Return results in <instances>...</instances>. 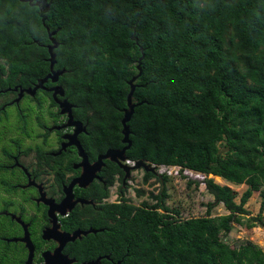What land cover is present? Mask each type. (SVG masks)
I'll use <instances>...</instances> for the list:
<instances>
[{"label":"trees","instance_id":"obj_1","mask_svg":"<svg viewBox=\"0 0 264 264\" xmlns=\"http://www.w3.org/2000/svg\"><path fill=\"white\" fill-rule=\"evenodd\" d=\"M37 1L0 0V88H27L50 72L47 27L57 30L54 68L66 69L59 82L93 127L84 145L102 152L124 145L128 82L141 59L128 158L204 174L214 197L206 215L190 218L167 205L165 186L150 192L153 203L109 202L99 212L108 229L89 239L94 257L110 254L103 264H264L253 241L224 239L245 216L247 226L264 227V0H47L46 25ZM18 119L29 124L21 112ZM113 172L123 174L116 164ZM152 177L168 180L145 172L144 181ZM230 184L247 186L239 201ZM255 191L260 210L252 215L246 205ZM220 204L228 213L213 216Z\"/></svg>","mask_w":264,"mask_h":264},{"label":"flooded vegetation","instance_id":"obj_2","mask_svg":"<svg viewBox=\"0 0 264 264\" xmlns=\"http://www.w3.org/2000/svg\"><path fill=\"white\" fill-rule=\"evenodd\" d=\"M57 84L61 83L49 80L45 86L51 88ZM14 87L0 88V264H88L99 257H102L99 264L105 259L113 261L110 254L94 257L95 246L89 239L108 229L99 225V212L105 204L120 201L127 186L124 185L126 173L109 156L103 159L101 168L88 184L82 186L79 177L88 173L109 149L126 145L122 142L123 124L122 147L95 150L84 145L93 134V127L78 117L79 105L69 99L66 90L65 95L55 97L53 91L39 89L34 96L25 93L17 102L20 89L26 87L18 86V91ZM28 96L36 106L40 103L37 107L40 111L47 109L46 117L52 118V123L41 119L44 124H39V120L38 124H10V112L13 111L15 119V108L17 118L20 112L29 118L30 108L21 106L23 100H30ZM64 101L68 102L65 109H70L73 120L83 124H67L69 111L61 113ZM52 111L57 113V120L53 119ZM77 129V140L87 156L85 163V156L76 145L63 149L71 141L67 136ZM115 164L123 174L113 172ZM131 176L132 172L126 183ZM112 178L114 183L110 184ZM115 184L119 185V199L111 200V188ZM102 191L108 195L100 198ZM68 194L73 197L62 204ZM63 211L66 213L62 214Z\"/></svg>","mask_w":264,"mask_h":264},{"label":"rangeland","instance_id":"obj_3","mask_svg":"<svg viewBox=\"0 0 264 264\" xmlns=\"http://www.w3.org/2000/svg\"><path fill=\"white\" fill-rule=\"evenodd\" d=\"M48 103H46V106ZM23 108L33 107V111H29V124H38L39 117L42 120H47L49 123H52L51 119L46 117L48 113L47 109L40 111L36 107L35 102H31L29 99L23 100L21 103ZM10 112V124H20L19 119L17 118V111L15 108V119ZM222 149H224L222 145ZM157 171L164 172L161 174L168 175V180L163 183V181L157 177H152L148 182L144 181L145 170L137 169L132 172V176L127 181L126 190L123 193L125 198H128L133 204L140 205L142 201L148 200V202H155L154 199H151L150 192L157 194L161 191L163 186L166 187L169 198L167 199V205L172 209H178L180 211V216L182 218H190L195 216H204L207 214L208 203L214 201V197L207 191L203 180L205 175L202 177H197L192 175L189 170L179 169V166H164L157 168ZM160 174V173H159ZM162 178V177H161ZM217 181V180H216ZM190 182H192L190 184ZM222 184L227 182L222 179L220 180ZM236 191H238L239 196L237 201L240 199V195L246 189V185L235 186L232 185ZM119 185L115 184L111 188L110 198L111 200L119 199ZM137 189H142L145 191L143 196H139L136 192ZM260 197L255 195L247 203V208L252 212V215H257L260 210ZM228 213L227 209L223 204L217 205L212 209V215L218 216ZM248 216L242 217L239 223L234 224L232 231L224 235V239L230 242L232 245H240L241 243L251 240L261 248L264 249V227L263 226H247Z\"/></svg>","mask_w":264,"mask_h":264},{"label":"water","instance_id":"obj_4","mask_svg":"<svg viewBox=\"0 0 264 264\" xmlns=\"http://www.w3.org/2000/svg\"><path fill=\"white\" fill-rule=\"evenodd\" d=\"M30 2L32 3V0H30ZM50 3L51 2H47V0H39L35 3L36 5L40 6V15H41L43 23L45 25H46V19H47V16L45 15V13L49 11ZM47 30L49 32V37L51 40V43L47 45V48L49 51L48 61L50 62V72L45 77L38 79V81L34 85V87L21 88L19 97L16 100L17 102L24 96L25 93H28V94H31L32 96H34L39 89L53 91L55 97L58 94H61L62 96L65 95V88L61 84H57L51 88H48L45 86V84L47 82H49V80H51L53 83L59 82L60 77L66 72L65 68H63L62 70H55V68H54L55 64L57 63V54L55 52V49L59 47V42L55 38V35L57 34V30L51 31L50 28H48V27H47ZM141 61L142 60L140 59L139 64H138V68L140 69V73L138 75L133 76L131 78V80H129V82H128L130 85V92L127 96V107L124 109V116L122 118V124H123L122 142L126 145L121 149H116V150L109 149L103 156H100L98 161L93 166H91V169L89 170V172L88 173L84 172L81 175V177H79V181L81 182L82 186H85L91 180H93L95 178L96 171H98L101 168V165L103 163V159L108 158L109 156H112V158L114 160H116L118 162L119 166L125 171L126 175L124 178V185L126 184V179L130 177L132 170L144 169L146 172L157 173V165H153V163L147 162L143 159L137 160L135 165H133V166H130V165L124 163V161L126 159H128L126 152L132 146V140L130 139L131 128H130L129 122L132 119V116H133L134 111H135V107L137 105V103H135L133 101V96H134V92H135L136 87H137V84L135 82L138 79L139 75H141V73H142ZM9 89H12V88H9ZM13 89L15 91H18L19 87L16 86ZM65 104H68V102L64 101L61 103V107H62L61 113L64 114L67 111H69V117L70 118H69V121L67 124L68 125H70V124H83L80 121H74L73 120L72 113H71L70 109H65V106H67ZM78 133H79V130L77 129L72 135L67 136V138L68 137L71 138V141H69L67 144H65L63 146V149H66V147L69 145H76L79 148V152L85 156V158H84V163H85V162H87V156L84 154L83 148H82L81 144L79 143V141L77 140ZM118 155L120 156V158H118ZM84 177L87 178V181L84 180ZM83 180H84V183L82 182ZM72 185L73 184H71V186ZM70 187H69V189H70ZM72 197H73V194H71V195L68 194L67 197L62 201V204L70 202V199ZM65 213H66V211L62 212V214H65ZM91 231L92 230L87 231L85 234L87 235V233H89ZM93 232H96V231L93 230ZM77 235H78V232H76L75 236L77 237ZM68 239H70V238H68ZM72 239H75V237H72ZM107 257L109 258L110 256H107ZM101 259H102V257H99L96 261L89 262L88 264H99L101 262ZM119 263H121V261L117 262V264H119Z\"/></svg>","mask_w":264,"mask_h":264},{"label":"clouds","instance_id":"obj_5","mask_svg":"<svg viewBox=\"0 0 264 264\" xmlns=\"http://www.w3.org/2000/svg\"><path fill=\"white\" fill-rule=\"evenodd\" d=\"M61 85H62V84H61ZM63 87H64V86H63ZM127 160H132V159H129V158H128V159H126V160L124 161L125 164H128V165H130V166H133V165H135V163H136V160H132V161H135L134 164H130V163H128ZM153 165H157V164H153ZM164 166H168V165H157V168H159V167L161 168V167H164ZM179 169H181V168L179 167ZM136 170H137V169H136ZM184 170H185V169H184ZM186 170L194 171V170H191V169H186ZM133 171H134V170H132V172H133ZM145 172H146V171H145ZM194 172H196V171H194ZM159 173H160V174H159ZM162 173H164V172H160V171L158 172V171H157L156 174H158L159 176H161ZM198 173H199V172H198ZM201 174H202V173H201ZM203 175H204V174H203ZM123 197H124V196H123Z\"/></svg>","mask_w":264,"mask_h":264},{"label":"crops","instance_id":"obj_6","mask_svg":"<svg viewBox=\"0 0 264 264\" xmlns=\"http://www.w3.org/2000/svg\"><path fill=\"white\" fill-rule=\"evenodd\" d=\"M243 185H244V184H243ZM255 195H257V196L259 195V197H260V192H259V191H255L252 197H254ZM252 197H251V198H252ZM260 201H261V197H260ZM259 206H260V203H259Z\"/></svg>","mask_w":264,"mask_h":264},{"label":"built area","instance_id":"obj_7","mask_svg":"<svg viewBox=\"0 0 264 264\" xmlns=\"http://www.w3.org/2000/svg\"><path fill=\"white\" fill-rule=\"evenodd\" d=\"M127 162L130 163V164H134L135 163V161H132V160H127Z\"/></svg>","mask_w":264,"mask_h":264},{"label":"bare ground","instance_id":"obj_8","mask_svg":"<svg viewBox=\"0 0 264 264\" xmlns=\"http://www.w3.org/2000/svg\"><path fill=\"white\" fill-rule=\"evenodd\" d=\"M5 104V103H4Z\"/></svg>","mask_w":264,"mask_h":264}]
</instances>
